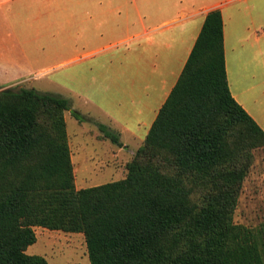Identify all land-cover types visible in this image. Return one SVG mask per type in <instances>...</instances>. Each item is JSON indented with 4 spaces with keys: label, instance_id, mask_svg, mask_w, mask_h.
Segmentation results:
<instances>
[{
    "label": "trees",
    "instance_id": "1",
    "mask_svg": "<svg viewBox=\"0 0 264 264\" xmlns=\"http://www.w3.org/2000/svg\"><path fill=\"white\" fill-rule=\"evenodd\" d=\"M223 28L210 12L122 180L77 189L70 101L0 91V264H49L36 228L83 234L90 264H264V225L234 222L264 130L230 92Z\"/></svg>",
    "mask_w": 264,
    "mask_h": 264
},
{
    "label": "crops",
    "instance_id": "2",
    "mask_svg": "<svg viewBox=\"0 0 264 264\" xmlns=\"http://www.w3.org/2000/svg\"><path fill=\"white\" fill-rule=\"evenodd\" d=\"M215 10L230 92L264 130V0H0V87L44 78L56 84L71 101L65 120L77 189L86 188L75 168L83 145L75 128L85 121L84 144L111 143L91 157L90 174L120 172L122 180ZM68 116L76 125L71 135Z\"/></svg>",
    "mask_w": 264,
    "mask_h": 264
},
{
    "label": "rangeland",
    "instance_id": "3",
    "mask_svg": "<svg viewBox=\"0 0 264 264\" xmlns=\"http://www.w3.org/2000/svg\"><path fill=\"white\" fill-rule=\"evenodd\" d=\"M20 87L22 88L23 86L0 87V91L3 89L19 90ZM24 87L28 89L35 88V90L40 93H53L55 95H58L61 90L56 84L46 81V78L27 83ZM67 96L73 99V104L75 106H79L77 98L72 95ZM74 121V118L72 119L71 116H68V130L70 135L72 128L76 126ZM88 124L89 122L85 121L82 124L83 127L77 126L75 128L78 134L75 138V142L78 141L83 144L80 146V152L78 154L74 153L73 155L75 168L78 171L77 178L79 186L82 188H90L108 183L112 180H120L123 178L120 172L114 174L109 171L101 176L90 174V166L92 165L91 157L100 156L103 151H106L104 149L107 146L110 147L111 143L102 144L101 142L88 139L91 143L84 144V141H87L88 138L86 137V130L90 129ZM92 124L96 125L95 123ZM92 129L95 130L96 128L92 127ZM136 146V144L131 145L132 148H136ZM252 155L253 163L243 182L237 209L234 214V222L249 228L257 229L261 225H264V147L254 149ZM98 158L99 157H97L96 160H98ZM35 231L37 234V242L28 248V254L44 256L49 264H90L87 245L83 234L50 231L44 228H36Z\"/></svg>",
    "mask_w": 264,
    "mask_h": 264
},
{
    "label": "water",
    "instance_id": "4",
    "mask_svg": "<svg viewBox=\"0 0 264 264\" xmlns=\"http://www.w3.org/2000/svg\"><path fill=\"white\" fill-rule=\"evenodd\" d=\"M1 92L9 93V92H11V89H3V90H1Z\"/></svg>",
    "mask_w": 264,
    "mask_h": 264
}]
</instances>
